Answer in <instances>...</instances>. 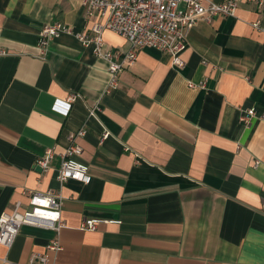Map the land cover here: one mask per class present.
<instances>
[{
    "label": "crops",
    "instance_id": "1",
    "mask_svg": "<svg viewBox=\"0 0 264 264\" xmlns=\"http://www.w3.org/2000/svg\"><path fill=\"white\" fill-rule=\"evenodd\" d=\"M256 21L264 27V4L243 0L234 16L190 30L184 67L145 47L107 91L108 62L75 35L50 40L41 56L44 25L90 29L82 0H0V214L18 203L24 211L29 190H51L65 222L59 232L22 226L10 249L0 244V264H28L36 253L55 264H264V30ZM103 36L105 49L130 47L112 30ZM247 108L257 114L249 125L240 121ZM70 134L89 183L58 178ZM48 149L46 171L39 161ZM91 217L119 222L83 229ZM55 239L62 250L49 251Z\"/></svg>",
    "mask_w": 264,
    "mask_h": 264
},
{
    "label": "built area",
    "instance_id": "2",
    "mask_svg": "<svg viewBox=\"0 0 264 264\" xmlns=\"http://www.w3.org/2000/svg\"><path fill=\"white\" fill-rule=\"evenodd\" d=\"M243 0H82L86 16L93 19L88 31L75 32L72 26L57 22L46 24L40 31L39 45L41 56L44 58L50 40L64 33L75 35L85 46H92L95 56L104 58L109 64L110 80L107 91L117 88L119 76L126 65L136 60L140 50L145 47L157 48L169 55L170 62L180 68L186 62L182 52L188 44L190 30L199 22H211L217 16H234L239 3ZM254 4H264V0H247ZM253 26L263 29L259 21ZM112 30L126 38L130 47L124 51L120 48L105 49L104 32ZM191 87H197L190 82ZM76 96L71 95L68 100L73 101ZM92 109L90 114H94ZM255 108L242 110L240 121L249 125L256 116ZM264 116V115H263ZM83 135L84 131H80ZM105 131L102 139L109 136ZM77 134H70L71 144L66 149L62 165L58 170L60 182L69 179L80 180L84 183L91 181L90 166L80 159L83 147L75 142ZM53 150L48 149L39 161L43 170H49V163ZM260 161L257 162L259 164ZM29 202L24 211L20 210V203L12 212L0 214V244L10 249L22 226L33 225L51 228L59 232L65 222L62 215V201L60 194L47 191L29 190ZM119 222L103 218H86L82 224L85 230H95L99 224ZM52 252L62 250L58 239L47 244ZM28 264H55L48 253L32 254Z\"/></svg>",
    "mask_w": 264,
    "mask_h": 264
}]
</instances>
